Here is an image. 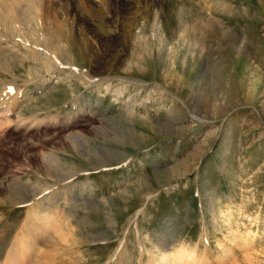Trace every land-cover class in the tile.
<instances>
[{
    "label": "rangeland",
    "instance_id": "obj_1",
    "mask_svg": "<svg viewBox=\"0 0 264 264\" xmlns=\"http://www.w3.org/2000/svg\"><path fill=\"white\" fill-rule=\"evenodd\" d=\"M55 2L70 9L74 33L59 61L72 59L89 78L100 79L58 72L26 103L23 116L50 123L55 114L73 115L83 106L122 124L125 133H94L89 153L70 146L65 133L79 128L89 135L90 123L24 135L10 118L1 119L0 263L29 237L21 225L34 216L32 194L46 189L38 199L54 197L55 206L59 199L61 212L51 214L64 213L73 223L60 233L70 236L73 251L60 254L85 255L87 264H107L122 246L114 264H157L163 254L177 264H264V0H127L114 9L111 0ZM59 9L62 18L66 12ZM29 65L19 66L14 78L1 75V87L7 85L0 93L23 90ZM108 83L113 90L126 86L124 99L141 101L151 93L152 100L128 122L126 104L105 90ZM29 85L36 90L37 83ZM73 94L83 99L78 108ZM25 138L36 146L25 147L31 143ZM42 153L57 168L49 171ZM85 183L94 191L84 192ZM73 192L81 200L74 207L66 200ZM204 228L207 239L200 237ZM182 248L188 254L180 257Z\"/></svg>",
    "mask_w": 264,
    "mask_h": 264
},
{
    "label": "bare ground",
    "instance_id": "obj_2",
    "mask_svg": "<svg viewBox=\"0 0 264 264\" xmlns=\"http://www.w3.org/2000/svg\"><path fill=\"white\" fill-rule=\"evenodd\" d=\"M116 1L113 2L111 0V2L114 5L113 9L117 4L127 5L129 3L127 2V0H116ZM59 8L61 9L64 8L65 10L66 6L64 5L63 2H60L59 4L56 3L55 0H0V87H1V82L4 79V78L1 79V75L4 74V77H6L5 74L9 73V74H12V77H13V75H17V69L19 66L24 67L25 61L30 62L28 74H27L28 77L26 76V78L23 79V85H25L24 86L25 88H23V90L17 88L16 90L10 93L8 92V94L5 93L6 91L4 92L5 94L0 93V122H1V119L2 121L4 120L8 121V119L10 118L9 120L10 126L13 129L23 132L24 135L31 131L40 132V130L41 131L46 130L47 126L53 127L56 125H61L63 128V127L74 126L75 124H80V123L82 124L90 123L92 124L91 134L86 135L85 133L82 132V129L74 128L72 131L69 130L70 131L69 134L66 135L65 133V136L68 139L70 146H74L78 150L80 149V150L87 151V152L89 151V153H91L93 149L91 148L92 146L90 145V138L94 133L99 134L100 136H106V135L107 136L114 135V137L119 136L120 133L122 134L125 133V130L123 129L122 124L121 125L116 124L113 121H110L108 119L107 120L103 119V116L102 117L100 116L101 114L99 113V110L94 111L93 109L90 108V111L87 112L84 110L83 106L80 110L81 112L78 109L76 110V112L74 111L75 113L73 115L64 114L63 116H60V113L55 114L54 116L50 118L49 120L50 123H45L43 122L44 120H37L35 117L28 118V117L23 116V107L26 105V103H29V101L35 98L37 96L36 94H38V91L43 90L45 85H47L48 82L52 81L53 77H56V75L58 76V72L60 74L67 72V74H69L70 76L76 75V73H79V75L84 74L87 78L84 76L82 77L89 79L90 81L91 79H93V78L88 77L89 74H87V71L80 70L75 65V63L71 61L72 59H69L71 58V55H69L68 57L69 60H67L66 63L59 61L61 57L63 59V56L65 57L67 56V54H69V49L65 41H68V38H69L68 35L70 36L74 34L72 33L73 31H71L72 24L70 22V19L69 17H67L68 15L67 12L70 9L65 10L66 15H65V12H62L65 16L61 18L58 12ZM74 14H75V11H74ZM153 18H154L153 23H154L155 28L160 29L161 27L160 13L155 11L153 13ZM74 20H75V17H74ZM66 23H67L66 27L67 28L70 27V29L69 28L66 29V27L63 25V24L66 25ZM142 30L143 28L141 29V31ZM144 37H145L144 34H142V36H139L138 43H142V39ZM159 39H161L160 41L161 43H164L163 36L160 37ZM144 49H146V51L149 52V50H147V46H145ZM116 58L118 59V60L116 59L118 63L122 62V58H120V56H117ZM172 58H171V63L173 65L175 63V59L174 58L172 59ZM99 61L102 62V59L100 58ZM62 63H65L67 66L62 65ZM112 67L115 68V66L113 65ZM101 68H103V64ZM44 74L48 75L49 78L45 77L41 79L42 75L45 76ZM39 78L41 79V81H39L40 80ZM15 79H14V82H15ZM98 79L100 78L96 77V79H93L92 81H97ZM16 81H19V80H16ZM110 81L111 80H109L108 82ZM33 82L37 83L36 90L34 91L28 88L30 86L29 84ZM83 82L86 83L85 80H83ZM15 84H17V82H15ZM5 85L7 84L2 85V87ZM127 89L128 88L125 86L124 88L120 90H113L111 83H108V85L105 87V90H107V92L114 95L116 100H123V102L126 104V108L124 110L125 111L124 114H126V120L128 122H132L133 116L138 112V106L141 105L144 107H148L150 100H152V98H151V93H149L141 101L136 100L137 98L136 96L135 97L130 96L128 99H124L125 91ZM112 91H114V93ZM72 98H73L72 104L76 106V108H78L80 102H82L83 99L81 98V96L79 97L78 95H74V94ZM86 104H89V103H86ZM167 109L169 110L170 108H167ZM199 110L202 111L200 108ZM95 115H97V117L100 118L99 122L93 121V116L95 117ZM173 116L170 115V118H172ZM168 124H169V127L174 126L172 121H169ZM168 124L164 123L165 126ZM128 129H129L128 130L129 133L131 134L133 130L131 129L130 126L128 127ZM130 134L129 136L131 137ZM25 139H26L25 141L28 140V138H25ZM31 139L30 141L28 140V142H31ZM33 142L25 143V147H27L28 144L36 146V143L35 142L33 143ZM50 153L51 152H49V154ZM49 154L47 153L48 156H46V153H42V155L40 154V156H42V160L45 163V167L49 168V171H50V169L54 170L57 167H55L56 164L54 165V167H52L49 164L50 161L53 160V158H51ZM47 159H48V162H45ZM51 164H53V162ZM167 173H170V172L167 171ZM82 188L84 192L86 190L92 191L95 188V186L89 183H85V184H82ZM32 189L34 193V187H32ZM35 189H37V187H35ZM43 190L44 189L36 192V194H32L34 195L33 197L35 201L31 203V205L33 204L31 208L33 207L32 215L34 214V216H28L27 220H24L23 225H21L22 223L20 224L22 226L21 229H23V231L26 230V232L27 231L29 232V237L28 238L25 237L26 236L25 234L24 238L25 239L27 238V239L25 240L21 238L23 241L21 240V243H20L21 236L19 237L18 235L17 237H19V240H16L17 237L15 240L19 242L20 245L17 243L18 246L16 245L15 249L13 247L14 250L12 249V251H9L7 253L8 256L6 257L5 261L2 264H85V263L87 264L89 263V260L87 259V257L82 254L81 256H78V257H74L71 255L70 256L61 255L65 253L66 255H68L67 253L70 254V251L73 249V246L69 245L71 243L67 242L69 240L66 237H68L69 235L65 237L60 234L61 232L64 233V230L71 231L73 228L72 227L73 223L68 217L65 216L66 214L63 215L64 213L62 214L63 216L58 213L57 214L59 216H53L51 214L52 212H55V211L59 212L60 208L62 207V204H61V201L58 199L59 204L55 206L56 202H52V200L54 199L53 197L54 195L51 196L53 197L51 199H47L43 197L42 199L39 200L38 198L40 197H37L36 195H38V193H41ZM44 191H46V189ZM71 199L74 200V202ZM66 200L68 202L72 201L71 205L73 207L77 205L79 201L81 202L80 198L76 194H74V192L71 195V197ZM83 200L85 201V199ZM87 202H91V201L87 200ZM61 210L63 211L65 210V208ZM68 215L69 217H71L70 216L71 214H68ZM56 234H58V236H56ZM65 234L66 232L64 233V235ZM69 234H71V232H69ZM138 234H139V229H138ZM22 235H24V233H22ZM76 237L77 235L75 236V238ZM107 237L108 236L106 235L104 238H107ZM200 237L201 239L203 238L207 239L205 228L203 229V232L201 233ZM65 242H67L68 244H65ZM77 244L75 243L73 245H75L76 247ZM20 246L22 249L20 248ZM22 246H26V248L28 247V249H24V247ZM123 248L124 247L122 246L119 250H116L114 253L116 257L115 256L114 258L112 257L110 261L107 262V264L116 263L119 259V252L121 250V253H122ZM165 248L166 246H164V248L159 249V252L160 251L164 252ZM184 249L185 248H182V250L180 251V257L188 254V252L185 251ZM54 251H59V252H54ZM140 252L144 254L145 249L143 246H141ZM71 253L75 254L73 252ZM160 254L162 253L160 252ZM158 259L156 260L157 264L175 263L174 257L172 255L170 256V255L163 254L162 257L160 258L161 260H158Z\"/></svg>",
    "mask_w": 264,
    "mask_h": 264
}]
</instances>
